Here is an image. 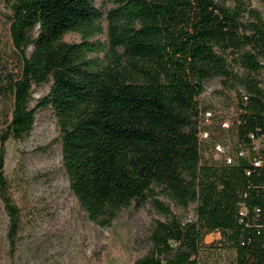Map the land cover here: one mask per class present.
<instances>
[{
  "label": "trees",
  "instance_id": "obj_1",
  "mask_svg": "<svg viewBox=\"0 0 264 264\" xmlns=\"http://www.w3.org/2000/svg\"><path fill=\"white\" fill-rule=\"evenodd\" d=\"M2 1L11 51L0 49V202L11 264L23 221L7 143L24 142L46 108L59 133L37 151L61 150L69 190L94 224L110 227L130 207L155 210L130 264L211 255L264 264V0H114L106 16L96 0ZM104 19L107 42L93 40ZM71 32L80 41H66ZM212 80L237 99L229 127L216 117L215 131L201 103ZM204 133L227 157L209 152Z\"/></svg>",
  "mask_w": 264,
  "mask_h": 264
},
{
  "label": "rangeland",
  "instance_id": "obj_2",
  "mask_svg": "<svg viewBox=\"0 0 264 264\" xmlns=\"http://www.w3.org/2000/svg\"><path fill=\"white\" fill-rule=\"evenodd\" d=\"M235 6L236 0H221ZM246 4L261 6L257 0H244ZM105 16L115 6L114 0H96ZM7 8L0 0V49L11 51L8 32ZM104 32L94 36L107 42V20ZM78 42L80 34L71 32L65 38ZM50 85L38 88L30 102L45 96ZM237 99L233 92L222 88L218 80L209 81L201 95V103L210 107L203 124L216 129V117L224 120L223 128L229 127L235 114ZM59 133L57 118L52 109H40L33 130L21 143L9 141L5 159V173L9 178L14 196L22 210L23 227L19 233L13 264H130L145 251V238L151 218L156 214L150 208L124 209L110 227L94 224L80 207L69 190V180L62 170V153L57 147L47 152L38 147L49 144ZM216 133V132H215ZM210 142V153L219 159L228 155L229 147L215 136L203 134ZM186 216L192 208H178ZM8 218L0 202V264H11L6 238ZM219 234H211L212 242ZM204 264H216L215 256H204ZM224 264H229L227 259Z\"/></svg>",
  "mask_w": 264,
  "mask_h": 264
},
{
  "label": "built area",
  "instance_id": "obj_3",
  "mask_svg": "<svg viewBox=\"0 0 264 264\" xmlns=\"http://www.w3.org/2000/svg\"><path fill=\"white\" fill-rule=\"evenodd\" d=\"M257 164H259V163H257Z\"/></svg>",
  "mask_w": 264,
  "mask_h": 264
}]
</instances>
